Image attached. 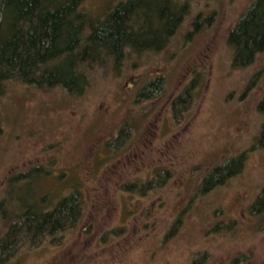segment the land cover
Listing matches in <instances>:
<instances>
[{"label":"rangeland","instance_id":"1","mask_svg":"<svg viewBox=\"0 0 264 264\" xmlns=\"http://www.w3.org/2000/svg\"><path fill=\"white\" fill-rule=\"evenodd\" d=\"M118 1L84 7L101 17ZM255 1L179 0L164 49L94 66L83 94L9 85L0 238L41 201L80 196L75 223L23 238L9 264H264V211L252 208L264 188V53L235 65L227 40ZM239 156L241 171L203 193L209 172Z\"/></svg>","mask_w":264,"mask_h":264},{"label":"trees","instance_id":"2","mask_svg":"<svg viewBox=\"0 0 264 264\" xmlns=\"http://www.w3.org/2000/svg\"><path fill=\"white\" fill-rule=\"evenodd\" d=\"M86 1L1 0L0 98L15 82L83 94L89 86L88 71L94 66L113 61L118 67L128 53L164 49L183 22L186 9L185 5L179 8V0H119L100 17L85 9ZM227 40L235 65L250 66L264 53V0L255 1L230 29ZM149 85L156 87L157 82ZM177 100L185 104L182 96ZM258 110L264 115V94ZM260 133L259 144L264 146V122ZM242 163L239 156L214 167L202 188L222 185L225 177L241 171ZM34 168L39 171L40 167ZM28 175L22 173L17 179ZM262 190L252 207L259 215L264 211ZM40 204L36 212L19 215L1 236L0 264H9L23 238L32 241L72 225L80 215L79 193L64 197L52 209Z\"/></svg>","mask_w":264,"mask_h":264},{"label":"flooded vegetation","instance_id":"3","mask_svg":"<svg viewBox=\"0 0 264 264\" xmlns=\"http://www.w3.org/2000/svg\"><path fill=\"white\" fill-rule=\"evenodd\" d=\"M115 138H116V137H115ZM213 169H214V168H213ZM213 169H212V170H213ZM212 170L209 172V174L212 172ZM156 172H157V170H156ZM209 174H208V175H209ZM208 175H207L206 177H208ZM206 177H205V178H206ZM229 177H230V176H229ZM205 178L203 179V181L205 180ZM225 178H228V177H225ZM225 178H224V179H225ZM203 181H202V183H201V187H200V189H202V192H203V193H206L209 189H212V188H214V187H217V186L213 185V186H211V188L205 190L204 188H202V186H203ZM218 186H219V185H218Z\"/></svg>","mask_w":264,"mask_h":264}]
</instances>
